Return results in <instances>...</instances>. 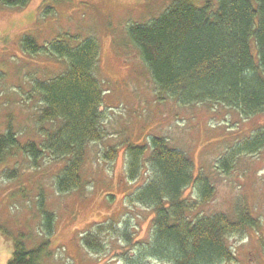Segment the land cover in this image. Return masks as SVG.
<instances>
[{
    "label": "rangeland",
    "instance_id": "obj_1",
    "mask_svg": "<svg viewBox=\"0 0 264 264\" xmlns=\"http://www.w3.org/2000/svg\"><path fill=\"white\" fill-rule=\"evenodd\" d=\"M171 1L31 0L23 9L0 5V134L11 125L21 142H42L37 121L42 103L37 96L30 99L33 79L54 78L67 67L45 52H25L24 35L35 37L41 47L58 38H70L72 45L98 41L95 74L105 90L101 111L107 132L104 140L88 145L85 184L70 192H59L56 186L64 159L46 156L34 164L14 149L0 163V264L8 263L14 240L22 236L29 248L50 240L49 254L40 264H124V255L136 250L134 243L151 235L154 217L151 208L129 199L145 175L136 182L127 179L126 146L148 143L153 136L167 138L210 177L215 195L198 211L235 218L239 208L247 207L259 221L256 229L230 238L235 258L224 264H264V149L235 155L228 170L222 164L264 124V115L246 117L223 104L181 105L161 97L128 34L129 25L157 18ZM205 1L193 0L196 6ZM110 148H117L115 160L104 157ZM13 169L15 178L9 176ZM195 192L187 191L192 199ZM47 215L52 216L51 233ZM126 229L132 232L130 242L123 235ZM88 232L101 246L92 249L82 243ZM144 264L162 263L147 259Z\"/></svg>",
    "mask_w": 264,
    "mask_h": 264
},
{
    "label": "trees",
    "instance_id": "obj_2",
    "mask_svg": "<svg viewBox=\"0 0 264 264\" xmlns=\"http://www.w3.org/2000/svg\"><path fill=\"white\" fill-rule=\"evenodd\" d=\"M30 2L0 0V5L23 9ZM128 34L139 47L161 97H171L181 105L223 104L246 117L264 115V0H206L202 6L193 0H172L157 18L129 25ZM69 39L58 38L43 47L31 35L22 39L25 52H45L67 65L54 78L33 79L30 99L37 96L42 103L37 121L44 140L21 142L11 125L0 134V163L14 149L28 155L34 164L46 156L64 159L56 179L59 192L82 188L87 147L107 134L101 111L105 90L95 74L100 45L92 38L77 45ZM261 149L264 124L243 139L222 164L228 170L235 155ZM126 156L127 179L136 182L145 175L129 199L151 208L154 217L151 235L134 243L136 250L124 255V264H144L147 259L162 264L234 260L230 238L259 225L249 208H239L235 218L223 212L198 211L214 197L215 186L206 173L197 171L187 153L171 146L163 136H153L148 143L128 144ZM104 157L115 160L117 148L108 149ZM16 174L13 169L9 176L15 178ZM192 188L195 199L187 193ZM46 220L51 233L52 216L47 215ZM123 235L131 241V231L126 229ZM22 238L14 240L7 264H40L49 254L50 240L29 248ZM82 243L92 249L101 246L93 232L84 235Z\"/></svg>",
    "mask_w": 264,
    "mask_h": 264
}]
</instances>
